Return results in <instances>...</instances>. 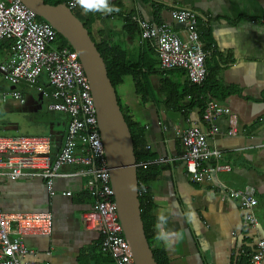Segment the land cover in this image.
<instances>
[{"label":"crops","instance_id":"obj_1","mask_svg":"<svg viewBox=\"0 0 264 264\" xmlns=\"http://www.w3.org/2000/svg\"><path fill=\"white\" fill-rule=\"evenodd\" d=\"M109 4L119 11L86 13L80 6L74 11L108 62L137 63L157 101L142 102L129 74L114 88L120 108L143 127L145 147L153 157L166 158L158 163L159 172L146 186L151 199L147 217L154 221L149 246L166 264H234V250L249 249L257 237L264 238V0H109ZM170 8L196 13L198 28L210 40L207 69L227 93L207 99L227 107L235 116L233 134L227 133L228 117L221 115L215 119L217 133L208 139L209 146L220 153L218 161L230 169L217 171L202 182L191 181L178 159L182 147L175 132L191 124L205 130L206 125L197 109L183 116L160 103L159 72L168 69L160 67L154 46L140 39L129 19L137 12L147 21L178 29L170 18ZM7 54H1L0 61ZM157 72L159 76L152 74ZM165 76L187 79L182 69ZM73 169L61 167L64 172ZM221 185L252 189L257 201L254 230L241 224L244 211L237 201L218 200ZM53 188L56 193L49 196L42 179L0 177V210L51 213L49 235L22 237L27 247L36 250L34 258L46 264H113L98 247V233L83 229L79 222L80 213L92 203L91 197L81 194L85 191L80 178H56ZM65 190L71 194H61ZM162 235L167 239L160 238Z\"/></svg>","mask_w":264,"mask_h":264},{"label":"built area","instance_id":"obj_2","mask_svg":"<svg viewBox=\"0 0 264 264\" xmlns=\"http://www.w3.org/2000/svg\"><path fill=\"white\" fill-rule=\"evenodd\" d=\"M73 3L74 0H68L66 5L70 9L79 6L73 7ZM169 15L179 25L178 29L164 22L147 21L137 12L129 19L136 26L140 39L154 46L161 68L182 69L190 83L199 85L205 77L204 62L210 50L203 48L196 13L187 8H170ZM57 34L19 0H0V40H8L11 47V52L0 61V76L12 86L22 83L35 87L44 72L50 87L48 94L42 92L49 97L48 110L62 112L68 117L64 141L55 152L46 134L0 135V177L42 179L49 196L56 193L54 179L80 178L83 190L92 199L91 207L79 215L81 226L98 233V247L113 264H135L115 211L90 84L75 50L59 46ZM37 89L40 91L39 87ZM8 100L22 103L23 96L17 88L1 91L0 102ZM221 115L228 117L227 133L233 134L235 116L210 98L200 113L205 130L191 124L175 132L182 147L178 159L183 161L193 182L208 180L217 171L230 169L228 164L218 161L219 151L208 142L218 131L215 119ZM162 161L166 158L147 160L148 163ZM66 165L74 169L61 171ZM61 194L67 196L71 191L65 190ZM228 199L237 201L243 209L241 224L254 230L258 224L253 212L257 201L252 189L221 185L218 200ZM51 224L48 210H0V264H46L34 258L36 250L27 247L22 237L49 235ZM240 252L243 250H234L232 256L236 259ZM263 255L264 238L257 237L246 253V264H261Z\"/></svg>","mask_w":264,"mask_h":264},{"label":"water","instance_id":"obj_3","mask_svg":"<svg viewBox=\"0 0 264 264\" xmlns=\"http://www.w3.org/2000/svg\"><path fill=\"white\" fill-rule=\"evenodd\" d=\"M19 1L52 26L75 50L90 84L97 128L122 233L131 247L135 264H157L140 217L136 162L130 132L118 104L115 89L107 76L103 58L87 28L65 3L49 4L44 0ZM41 95L38 91L36 98Z\"/></svg>","mask_w":264,"mask_h":264},{"label":"trees","instance_id":"obj_4","mask_svg":"<svg viewBox=\"0 0 264 264\" xmlns=\"http://www.w3.org/2000/svg\"><path fill=\"white\" fill-rule=\"evenodd\" d=\"M68 0H44V2L49 4H57V3H67ZM158 9L155 8L154 11L156 13ZM72 13L77 16L75 11L71 9ZM78 17V16H77ZM42 20L40 17H38ZM264 19V15L262 17ZM44 21V20H43ZM83 26L86 25L83 23ZM87 28V27H86ZM199 29V28H198ZM201 38L203 40V48L205 50H209L210 40L206 39V34H204L200 29ZM92 39V38H91ZM57 43L59 46H69L67 41L57 34ZM10 42L8 40H0V55L5 51L9 54L11 52V47L9 48ZM97 50L99 51L101 57L103 58L107 76L110 80L111 85L115 88V86L122 82L123 76L129 74L133 78L135 93L139 95V99L142 102L151 101L157 103L155 96L153 95V91L151 86L147 83L145 76L140 74L138 71V65L133 63H116V62H108L106 57L100 48L95 44ZM208 57V56H207ZM207 57L205 58V77L201 84L196 85L190 83L187 79H183L182 81L175 80L174 78H170L169 76H165L168 72L176 71L179 68H172L168 70H162L159 73L161 74V78L159 81V93L161 95L160 103L167 109L176 110L181 115L185 116L187 112L191 109H197L200 114L202 108L204 106L205 101L207 100V96L213 97L218 95L224 96L227 93H224L222 88L219 86L216 80H212V74L207 69ZM138 71V72H137ZM156 69H152L151 72H156ZM44 74V78L41 75ZM148 72L146 73V75ZM39 78L37 79L35 92H38L37 87L40 88L41 93H49L50 87L47 83L46 74L41 73ZM211 79V80H210ZM12 86V85H11ZM218 88V91L217 89ZM20 91V89H19ZM43 95V93H42ZM117 98V97H116ZM24 102V101H23ZM22 102V103H23ZM21 103V102H20ZM121 109V108H120ZM124 120L128 126L131 141H132V149L136 162V179H137V198L139 201V209H140V217L143 223L144 234L149 243V237L153 234V220H149L147 217L148 208L151 206V199L147 192L146 186L150 180H152L157 173L159 172V164L158 163H148L147 160L151 157L153 158L150 151L144 145V130L143 127H140L138 124L134 123L128 115H126L121 109ZM62 113V112H61ZM30 118L32 122H34L37 126L38 133L37 134H47L45 129L52 125L55 127V135L52 141V150L61 146L65 133H66V125L68 117L66 114L55 115V111L48 110L45 107L42 111H34ZM29 118V120H30ZM10 127L16 128L14 123L10 122ZM8 123L4 121H0V131L7 128ZM48 135V134H47ZM145 189L142 192V189ZM85 197H90L88 193L82 192ZM152 250V256L157 264H166L165 258H162L158 252ZM248 251V247H243V253H241L235 260L234 264H246L247 256L245 255ZM106 254V253H105ZM107 255V254H106Z\"/></svg>","mask_w":264,"mask_h":264},{"label":"rangeland","instance_id":"obj_5","mask_svg":"<svg viewBox=\"0 0 264 264\" xmlns=\"http://www.w3.org/2000/svg\"><path fill=\"white\" fill-rule=\"evenodd\" d=\"M74 10V9H73ZM155 76H159V73H152ZM44 78V74L41 75ZM149 77H151L149 75ZM152 78V77H151ZM13 88L20 89L23 95L24 102L20 103L16 100H8L0 102V121L8 123V127L0 131V135H30L37 134L38 129L34 122H32L30 115L34 111H42L47 108L49 97L45 94L36 98L37 92H35V87L26 84H17ZM11 89V84H9L4 78L0 76V92ZM156 90V87H153ZM63 114L61 112L55 111V115ZM30 118V120H29ZM10 122L14 123L16 128L10 127ZM46 133L51 139L54 137L56 131L55 127L50 125L45 129ZM52 143V141H51ZM53 146V145H52ZM57 148L53 151L55 152Z\"/></svg>","mask_w":264,"mask_h":264},{"label":"clouds","instance_id":"obj_6","mask_svg":"<svg viewBox=\"0 0 264 264\" xmlns=\"http://www.w3.org/2000/svg\"><path fill=\"white\" fill-rule=\"evenodd\" d=\"M79 5L84 12H104L110 14L112 12H118L119 8L109 4V0H74L73 7ZM160 238L167 239L166 235H162Z\"/></svg>","mask_w":264,"mask_h":264}]
</instances>
